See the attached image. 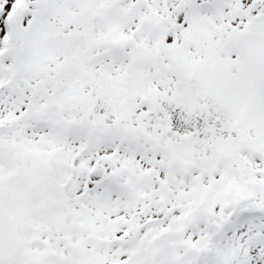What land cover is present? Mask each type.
I'll use <instances>...</instances> for the list:
<instances>
[{"label":"snow or ice","instance_id":"6c2138e0","mask_svg":"<svg viewBox=\"0 0 264 264\" xmlns=\"http://www.w3.org/2000/svg\"><path fill=\"white\" fill-rule=\"evenodd\" d=\"M0 264H264V0H0Z\"/></svg>","mask_w":264,"mask_h":264}]
</instances>
